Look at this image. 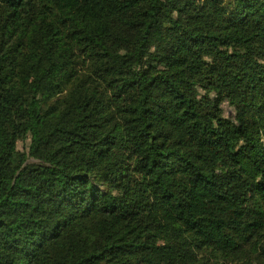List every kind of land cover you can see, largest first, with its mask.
I'll use <instances>...</instances> for the list:
<instances>
[{"label":"trees","instance_id":"1","mask_svg":"<svg viewBox=\"0 0 264 264\" xmlns=\"http://www.w3.org/2000/svg\"><path fill=\"white\" fill-rule=\"evenodd\" d=\"M0 264H264V0H0Z\"/></svg>","mask_w":264,"mask_h":264},{"label":"rangeland","instance_id":"2","mask_svg":"<svg viewBox=\"0 0 264 264\" xmlns=\"http://www.w3.org/2000/svg\"><path fill=\"white\" fill-rule=\"evenodd\" d=\"M223 108L225 109V116H227V117L234 116V111H233V109L230 106H228L227 104H224ZM28 143H25V144L20 143L19 144V149L20 150H24L28 146Z\"/></svg>","mask_w":264,"mask_h":264}]
</instances>
